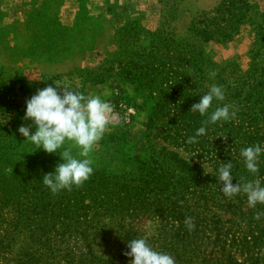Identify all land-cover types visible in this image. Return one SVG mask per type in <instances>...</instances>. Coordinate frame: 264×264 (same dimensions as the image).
I'll return each mask as SVG.
<instances>
[{"label": "rangeland", "instance_id": "obj_1", "mask_svg": "<svg viewBox=\"0 0 264 264\" xmlns=\"http://www.w3.org/2000/svg\"><path fill=\"white\" fill-rule=\"evenodd\" d=\"M221 1L0 0V86H13L6 96L11 107L7 110L4 103L0 123L14 125L8 135L0 131L5 149L0 159V264H130L128 241L143 237L155 250L172 255L175 264H218L221 255L241 264H264V215L255 218L264 213V204L250 208L240 193L228 200L180 201L176 206L183 215L177 216L170 212L174 204H158L150 208L159 214L147 217H128L88 201L60 205L42 183L43 175L62 162L59 152L36 151L18 132L21 125H32L23 119L27 99L55 87L54 82L71 85L113 109L90 153L93 169L105 166L101 163L122 168L144 160L145 121L157 110L151 97L157 92L146 84L149 78L141 67L135 75L141 74L142 82L125 80L127 65L174 68L198 90L181 97L194 95L193 105L213 85L230 93L229 84L264 67L262 47L248 23L231 40L189 39L192 21ZM250 2L257 7L252 20L261 21L264 0ZM189 44L203 57L193 56ZM257 117L264 128V117ZM63 148L78 155L71 142ZM188 217L193 230L185 224Z\"/></svg>", "mask_w": 264, "mask_h": 264}, {"label": "trees", "instance_id": "obj_2", "mask_svg": "<svg viewBox=\"0 0 264 264\" xmlns=\"http://www.w3.org/2000/svg\"><path fill=\"white\" fill-rule=\"evenodd\" d=\"M256 8L250 0H222L215 9L192 21L189 39L192 42L198 39L203 42L231 40L248 23L253 26L257 43L264 53V13H260L261 21H253L251 12L255 13ZM189 45L193 48V51L190 50L193 56L203 57V51L196 54V46ZM197 64L202 68L203 61ZM140 67L149 78L146 84L157 92L156 95L151 93L153 108L157 110L152 109L145 121L146 158L133 165L124 164L122 168L101 163L105 166L96 168L83 185L52 195L60 205L65 202L85 204L88 201L87 205L113 208L128 217H147L159 214L150 207L170 203L175 205L170 212L176 213V216L183 215V211L177 210L176 206L180 201L229 199L222 194L223 185L218 183L215 173V169L227 162L233 165L234 185L259 179L264 186V154L259 158L257 174L247 171L240 156L242 148L257 143L264 145V128L257 117H264V67L255 68L247 79L226 87V91L231 92L226 93L225 99L215 103L209 112L228 104L236 115L234 119L216 124H206L207 116L190 111L194 95L187 94L185 96L190 97L181 99L184 93L192 91L195 94L198 90L193 91L189 79L185 80L174 68L167 71L166 67L159 65L130 63L124 70V79L142 82L141 74L135 75ZM175 74L179 77L177 80L173 79ZM12 88L7 83L0 86V110L4 103H7V110L11 107L8 99L6 102V96ZM13 126L4 127L0 123V131L8 135ZM202 126L206 127V135L198 137L196 143H189V137L194 136ZM4 151V147L0 146V159ZM10 185L7 179L8 196ZM218 264L241 263L231 255H221Z\"/></svg>", "mask_w": 264, "mask_h": 264}, {"label": "clouds", "instance_id": "obj_3", "mask_svg": "<svg viewBox=\"0 0 264 264\" xmlns=\"http://www.w3.org/2000/svg\"><path fill=\"white\" fill-rule=\"evenodd\" d=\"M215 72L209 73L214 79ZM55 87L49 85L39 89L35 95L26 100L24 120H30L32 125H21L18 132L30 142L37 150H44L48 154L59 152L62 160L53 172L42 177V183L57 194L61 191H71L72 188L83 185L93 174V160L90 158L94 145L103 137L109 124V115L112 106L99 96L86 97L71 85H61L54 82ZM225 93L221 86L213 85L206 94L200 96L198 103L194 104L191 112H198L200 116H207L206 124H216L235 118V111L231 105L225 104L209 112L214 101H223ZM35 127V131L32 127ZM206 135V127L196 130L194 136L189 137V143H196L197 138ZM66 142H71L79 149L74 156L70 149H64ZM63 149V150H62ZM264 154V145L257 143L242 148L240 156L249 173L259 172V158ZM232 163L227 162L215 169L216 178L222 184V194L232 198L240 193L247 196L248 206L255 208L257 204H264V186L259 179L241 184H233ZM264 213H257L259 220ZM189 230L195 228L193 218L185 220ZM129 251L125 253L130 257V264H175L172 255L155 250L147 237L128 241Z\"/></svg>", "mask_w": 264, "mask_h": 264}]
</instances>
